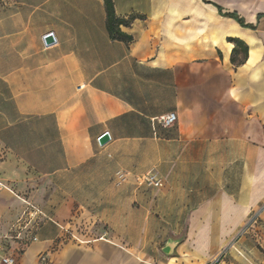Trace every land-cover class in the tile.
Wrapping results in <instances>:
<instances>
[{"label": "crops", "instance_id": "0c3cea01", "mask_svg": "<svg viewBox=\"0 0 264 264\" xmlns=\"http://www.w3.org/2000/svg\"><path fill=\"white\" fill-rule=\"evenodd\" d=\"M112 3L128 41L103 0H0V237L40 211L15 264H264V213L239 235L264 201V0Z\"/></svg>", "mask_w": 264, "mask_h": 264}, {"label": "built area", "instance_id": "2783aa9c", "mask_svg": "<svg viewBox=\"0 0 264 264\" xmlns=\"http://www.w3.org/2000/svg\"><path fill=\"white\" fill-rule=\"evenodd\" d=\"M164 127H168L173 125L176 122V115L174 113H169L167 115H163L156 120ZM118 180L123 182L127 179L128 173H117ZM134 180L138 186H151L155 188L161 187V181L157 178L155 173L147 172L139 176H135ZM8 187L4 184L3 181L0 180V191L6 190ZM27 206L31 208L30 213H24L23 217H21L16 225L13 227L12 233L5 234L0 237V264H15V254L12 250V242L16 239H21L23 237V232L27 229V223L24 222V219L28 217L31 221L35 215L40 214V211L35 207L29 205ZM264 213V201L261 202L251 213L247 223L241 229L239 235H242L248 232L251 229L257 228L260 223V218ZM31 241H37L35 236L31 237Z\"/></svg>", "mask_w": 264, "mask_h": 264}, {"label": "trees", "instance_id": "16d2710c", "mask_svg": "<svg viewBox=\"0 0 264 264\" xmlns=\"http://www.w3.org/2000/svg\"><path fill=\"white\" fill-rule=\"evenodd\" d=\"M103 1H104L105 11H106V27H107V31L111 39L123 40V41L130 40V37L123 34L119 28L121 25H124V26L128 25L130 23V20L120 19L115 15L112 0H103ZM229 41L235 44V47L232 50L231 62L234 65L242 64L245 61L246 56H247V47L244 46L238 40H229ZM238 46L241 47V51L243 52V56L241 58L237 57V52H238L237 47Z\"/></svg>", "mask_w": 264, "mask_h": 264}, {"label": "water", "instance_id": "95a60500", "mask_svg": "<svg viewBox=\"0 0 264 264\" xmlns=\"http://www.w3.org/2000/svg\"><path fill=\"white\" fill-rule=\"evenodd\" d=\"M43 41H44V44H45L46 46H48V45H51L52 43H54L55 39H54V37H53V35H52L51 33H48V34H46V35L43 37ZM109 139H110L109 134H108V133H104V134H102V135L99 137L98 142H99L100 145H104L105 143H107V142L109 141ZM176 244H177L176 241L169 240V241L165 244V246H164L162 252H163L165 255H171L172 252H173V250H174V248L176 247Z\"/></svg>", "mask_w": 264, "mask_h": 264}, {"label": "rangeland", "instance_id": "374dc122", "mask_svg": "<svg viewBox=\"0 0 264 264\" xmlns=\"http://www.w3.org/2000/svg\"><path fill=\"white\" fill-rule=\"evenodd\" d=\"M258 249L262 250L260 247H258Z\"/></svg>", "mask_w": 264, "mask_h": 264}]
</instances>
